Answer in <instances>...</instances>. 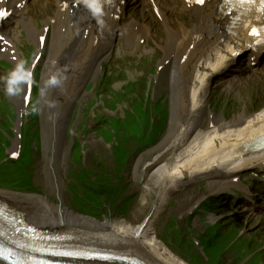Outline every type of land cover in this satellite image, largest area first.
<instances>
[{"label":"rangeland","instance_id":"rangeland-1","mask_svg":"<svg viewBox=\"0 0 264 264\" xmlns=\"http://www.w3.org/2000/svg\"><path fill=\"white\" fill-rule=\"evenodd\" d=\"M54 12L55 7L52 0L33 1L31 7L33 19H38L41 21V24L46 16ZM78 62L81 63L80 73L82 76H78L75 72H70L67 74V83L73 80L79 84L82 82L84 83L86 77L85 71H90L94 65L86 64L82 60H78ZM154 62H156V59L152 57L151 63ZM150 68V63L139 64L134 62L132 58H126L124 63L121 64L120 79L116 78L114 74L109 79L112 83L104 86V89H110L112 86L119 88L125 81L129 82L128 79L135 80V78L138 77L142 80L145 76L149 77L148 71ZM54 70H57V68L55 67ZM171 80L169 73L164 74L160 85L157 87L155 96L158 97L159 94L161 96V94L164 93V101L168 100L170 102L173 86ZM239 81L241 80L239 79ZM217 82L218 84H214L209 89V94L206 97V102L204 104V111L206 114L203 121L204 124L202 125L203 130L211 127L209 120L212 117L211 111L215 113L214 116H223L226 119H230L243 112L247 116L254 115V113L264 107L263 81H255L250 84L247 82L236 83L232 84L229 88L222 84L221 79H217ZM89 84L86 83V85L78 86L75 90V104L79 101L77 107L80 110L85 108L86 111L87 105L96 98L101 91H104L101 90V87L96 88L98 85L97 83L95 87L93 86V88L88 90ZM131 95H134L135 99L140 98L139 90ZM104 102V99L100 100L92 106V109L99 110L103 108ZM169 102L167 103L169 104ZM50 103L54 104V107H50ZM66 104H68V102L64 99L47 100L42 109L41 120L37 124L39 128L34 126L25 129V139L28 140V145H30V141H32L34 148H36L37 136L39 133L44 143L43 146L42 142L39 144V149L34 157L35 161L32 165V169L34 172L35 187L31 186V188L38 189L39 193L42 194L41 196L48 198L49 203L56 207L64 204L69 207L75 215L80 217L85 216L80 213L78 207L74 203L71 193L72 190L70 191L68 185L71 182H76L77 176L74 174L75 172L81 170H86L87 172L92 170H103V167L107 166L104 168V171H113V173L116 172L119 174L121 179L120 184L122 186L126 185V190L123 195L131 196V198L127 200L131 202H129L123 214L116 211H107L105 215H102L99 211L96 212L99 221H106L108 219L118 221L125 220L128 221L131 226L137 227L141 225L142 222L149 220L156 227L159 237L165 240L170 248L180 257L183 256L182 258L187 259V254L190 259H192V261L190 260L191 262L189 260L187 261L192 264H197V262L201 264H264V215H261L262 210L260 208H255L254 211L245 212L243 201L231 200L233 194H230L232 190L228 191L226 189L228 183L222 186L219 181H214L213 178H205L198 184L187 186L167 202L159 205L157 203L159 198L158 181L156 179H145V177L141 178L137 175L138 171L150 160L153 149L168 134L169 124H167L166 129L156 132L154 141L149 144H141L135 149L137 143L134 141L132 142V148L127 153L129 161H127V165L125 166L126 169L121 173L118 171L120 163L116 160L117 156L114 157L112 145L104 142L101 136H103L105 140L114 141L113 132L120 130L121 126H126L128 130H130L133 125L134 128H138V123L140 125L139 132L144 134L149 126L148 114L142 112L140 104L136 102L133 103L129 101V105L120 103L117 109H114L116 105L114 101L107 102L108 106L113 108L111 111L119 112L118 117L111 121L109 127H107V125L103 126V130H101L100 133H97L95 130L85 131L83 134L81 131L76 132L74 128L71 134L67 133L61 146H59V143H54L52 141L56 110L59 106H65ZM77 107L73 111L75 114ZM0 109L2 119L1 126L3 132L6 133L4 129L8 130L6 123L7 116L11 114L13 123L15 118L10 108L3 102L0 103ZM162 110L163 104H158L156 108L157 116L154 113L150 115V120L155 128L157 122L158 127H161L164 121ZM106 112L110 114L108 110H106ZM100 113H103L102 109H100ZM35 114L36 113H33V117ZM90 115H92L91 118H94V113L91 112ZM134 119L138 122L136 121L134 123ZM89 123L90 126H93V122ZM9 127L11 128L10 124ZM1 131L0 140L3 139ZM65 131L66 129L64 130V134ZM74 136H77V140L81 145H79L77 150L73 153V157L76 161H79L83 153L82 164L76 163L71 154ZM125 145L126 143L120 145V147L123 148ZM31 153H35V151ZM102 161H104L105 165L95 164L96 162L99 163ZM153 167L154 165L147 167L148 173H151ZM95 181L100 182L99 180ZM226 181L229 182L228 180ZM7 184L17 185L16 182L14 183L8 178H0V189L11 193L12 190L6 187ZM72 186L75 187L73 184ZM15 191V194L18 195L26 194L36 196V192H28L25 189ZM74 193L79 194L75 188ZM214 195L218 196L214 203L211 204V207L214 208L211 209V211H214L216 215L214 217L220 220L217 225H214L211 219V222L205 219L206 216L209 218L211 214H207L206 216L203 214L201 217L203 206H200L195 214L192 215V218H189L190 210L194 205L197 206ZM221 200L225 202V204L220 207ZM40 202L41 201L37 203L39 204ZM252 211L253 213H251ZM172 227H176L180 231H183L182 237L188 240V242L185 243L186 246L180 248L181 243L176 240V231L175 228ZM205 230L207 231V235L202 238ZM242 230H244L246 234L243 235ZM251 232H254V234L247 235V233ZM197 238L200 240L202 238L204 252H197L201 251V246L193 243ZM180 249L185 253L180 251Z\"/></svg>","mask_w":264,"mask_h":264},{"label":"bare ground","instance_id":"bare-ground-1","mask_svg":"<svg viewBox=\"0 0 264 264\" xmlns=\"http://www.w3.org/2000/svg\"><path fill=\"white\" fill-rule=\"evenodd\" d=\"M55 1L57 6L55 20H59L56 31L79 22L85 23V14L88 13V10L84 4H79L74 7L73 12H70L66 0ZM27 9L28 7L21 17L26 25H32V17ZM210 16H212L211 13H207L204 16L194 17L196 26L193 29L197 33H205L208 30L214 31L215 26ZM50 20L47 24L52 25L53 21ZM105 21L106 24L112 23L111 19ZM227 22L225 20L224 24ZM224 24L223 34L225 35ZM37 36L38 33H34L33 39L37 40ZM107 37L108 34L105 33L100 44L107 45ZM236 44L237 46L232 48V44L227 38V43L219 46L222 53L218 55V58L228 59L231 52L237 51L240 47L238 39H236ZM173 47L168 51L166 58L174 57L179 61L186 50L181 43H175ZM61 49L65 51L62 60L66 55L73 53L78 60H82L86 64H95L88 54L73 50L70 47H61ZM61 49H58L57 53ZM53 54L54 56L49 57L46 63V71L50 74L53 73L55 67L58 69V65L54 63L57 54ZM234 60L235 56L228 59L227 68ZM181 67L184 71L185 67ZM196 69L199 70V75L191 76L179 84L181 93L177 83L182 80L178 77V71L173 70L172 118L169 132L153 149L150 160L137 173L141 178L145 177V179H156L158 181L159 198L157 203L159 205L167 202L187 186L200 183L202 179L213 178L214 181H219L222 186H225L227 184L226 180L232 179L247 167L264 166V147L253 149L256 142L264 137V108L251 116H247L244 112L230 119L215 116L212 120L213 125L209 129L203 130L202 125L206 114L203 104L209 94L211 79L216 74L222 73L223 67L220 64H209L208 66V63L203 61L197 64ZM88 72L85 71L86 77ZM64 73L68 74V72ZM228 82L229 79L224 80L226 87H230ZM197 95H199L198 99H196ZM65 129L66 127L61 123L58 130L63 135L60 138L57 134L55 136L56 141L59 139L60 146ZM21 142L23 149L28 150V140L23 137ZM36 153L37 150L31 155L35 156ZM30 164L33 165V162H30ZM151 165H154V167L151 173H148L147 167ZM227 185L226 189L237 191L238 188H242L246 190L244 192H252L247 186L241 187L240 183L237 185L233 181H231V184L228 182ZM130 198L131 196L126 195L127 200ZM0 200L22 209L33 223L41 227L66 231L70 237L63 240V244L77 248L85 246V249H88L86 246L106 249L124 255L129 259L97 260L101 264H190L176 254L159 237L156 227L149 220L142 222L137 227L131 226L125 220L108 219L98 222L95 218L86 216L83 218L75 215L64 204L56 207L50 204L45 196H38L37 194L36 196L18 195L2 189H0ZM39 201L41 202L38 204ZM6 214V212L0 210V218ZM211 219L216 220L213 216H211ZM19 230L20 227L19 229L4 231L3 237L0 236V244L4 240L7 247L10 248V244L5 239L18 236ZM88 250L91 255L95 254L96 251H100L96 248H89ZM0 264L5 263L0 262Z\"/></svg>","mask_w":264,"mask_h":264},{"label":"clouds","instance_id":"clouds-1","mask_svg":"<svg viewBox=\"0 0 264 264\" xmlns=\"http://www.w3.org/2000/svg\"><path fill=\"white\" fill-rule=\"evenodd\" d=\"M115 2V0H111ZM85 7L91 13L92 17L96 19L98 24L105 28L107 27L106 16V0H83ZM5 83V90L11 96H20L23 94L25 87H31L34 81L33 69L28 65L26 60H20L15 67L3 78ZM66 76L63 72L57 71L45 82L44 88L41 89V95H45L48 88L60 87L64 84ZM54 107V104L49 105ZM39 101L36 102L31 108L32 113H39Z\"/></svg>","mask_w":264,"mask_h":264},{"label":"trees","instance_id":"trees-1","mask_svg":"<svg viewBox=\"0 0 264 264\" xmlns=\"http://www.w3.org/2000/svg\"><path fill=\"white\" fill-rule=\"evenodd\" d=\"M28 159L22 158L19 163L16 165V170L19 172V179L25 177L24 168L27 166ZM100 177V176H99ZM18 180V179H17ZM21 182L20 180H18ZM87 183L85 184V176L81 175L79 180L80 186L83 188V191L80 192L84 198L90 197L93 200H100L104 203H112L117 201V198L121 195L122 190L118 191V188L113 185V180L108 177L102 179L100 183H91V175L86 177ZM78 198L81 196H77ZM82 200V198H81Z\"/></svg>","mask_w":264,"mask_h":264},{"label":"snow or ice","instance_id":"snow-or-ice-1","mask_svg":"<svg viewBox=\"0 0 264 264\" xmlns=\"http://www.w3.org/2000/svg\"><path fill=\"white\" fill-rule=\"evenodd\" d=\"M204 2H205V0H197V3H199V4H203ZM7 14L8 13L6 11L0 10V18H3ZM253 34L254 35H259V30L253 29ZM0 39H2V38H0ZM41 40H43V37H41Z\"/></svg>","mask_w":264,"mask_h":264}]
</instances>
